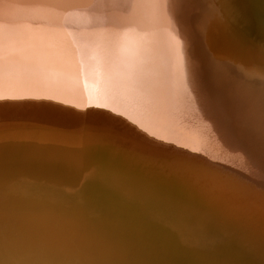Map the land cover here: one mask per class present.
<instances>
[{"label":"bare ground","instance_id":"bare-ground-1","mask_svg":"<svg viewBox=\"0 0 264 264\" xmlns=\"http://www.w3.org/2000/svg\"><path fill=\"white\" fill-rule=\"evenodd\" d=\"M0 264H264V0H0Z\"/></svg>","mask_w":264,"mask_h":264},{"label":"rangeland","instance_id":"rangeland-1","mask_svg":"<svg viewBox=\"0 0 264 264\" xmlns=\"http://www.w3.org/2000/svg\"><path fill=\"white\" fill-rule=\"evenodd\" d=\"M219 242V241H218ZM225 246H221V247H224L225 249H228V250H231L230 248L227 247V245L224 243Z\"/></svg>","mask_w":264,"mask_h":264}]
</instances>
